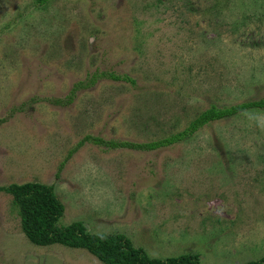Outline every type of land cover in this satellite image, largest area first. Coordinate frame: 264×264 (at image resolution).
I'll use <instances>...</instances> for the list:
<instances>
[{
	"label": "rangeland",
	"instance_id": "rangeland-1",
	"mask_svg": "<svg viewBox=\"0 0 264 264\" xmlns=\"http://www.w3.org/2000/svg\"><path fill=\"white\" fill-rule=\"evenodd\" d=\"M263 98L264 0H0V186H53L59 226L159 260L263 258L264 109L154 151L78 146L157 141L212 105ZM0 264L102 263L32 245L0 193Z\"/></svg>",
	"mask_w": 264,
	"mask_h": 264
},
{
	"label": "trees",
	"instance_id": "trees-1",
	"mask_svg": "<svg viewBox=\"0 0 264 264\" xmlns=\"http://www.w3.org/2000/svg\"><path fill=\"white\" fill-rule=\"evenodd\" d=\"M48 1L34 0V5L44 7ZM102 74L93 73L87 77V80L90 84H94ZM108 77L115 81L127 80L134 84L127 76L109 74ZM56 103L61 104L63 101L58 100ZM250 109H264V98L231 107L221 108L212 105L200 112L180 132L157 141L134 143L85 137L78 146L85 142H91L107 149L154 151L182 142L206 125L233 117ZM0 193L12 197L13 204L18 210L21 231L34 246L47 247L58 244L68 248L83 249L102 264H199V257L195 254H183L163 260L150 258L144 250L134 247L126 236L121 234H91L86 231L81 221L59 226L58 222L64 214V206L55 195L53 186L35 182L9 184L8 186H0ZM244 264H264V257Z\"/></svg>",
	"mask_w": 264,
	"mask_h": 264
}]
</instances>
